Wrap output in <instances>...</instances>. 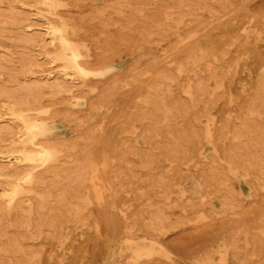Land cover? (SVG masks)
<instances>
[{
    "label": "rangeland",
    "instance_id": "374dc122",
    "mask_svg": "<svg viewBox=\"0 0 264 264\" xmlns=\"http://www.w3.org/2000/svg\"><path fill=\"white\" fill-rule=\"evenodd\" d=\"M0 115V264H264V0H0Z\"/></svg>",
    "mask_w": 264,
    "mask_h": 264
},
{
    "label": "bare ground",
    "instance_id": "6f19581e",
    "mask_svg": "<svg viewBox=\"0 0 264 264\" xmlns=\"http://www.w3.org/2000/svg\"><path fill=\"white\" fill-rule=\"evenodd\" d=\"M11 11V10H10ZM15 19V18H14ZM14 21V20H13ZM26 21V20H25ZM30 24V23H29ZM30 32V31H29ZM28 33V32H27ZM43 36L45 35V37H42L39 41L43 42L44 46H53L55 45L56 41H57V36L54 33V30L52 28H50L49 26H45L44 27V32ZM35 34V33H34ZM26 35V34H25ZM38 35V34H37ZM31 36V34H30ZM26 37V36H25ZM48 39V41H46ZM24 43V42H23ZM41 45V44H40ZM49 81V80H48ZM36 82V81H35ZM58 82V81H57ZM29 85V84H28ZM49 85V84H48ZM57 86V85H56ZM69 91V90H68ZM11 107V106H10ZM16 111V109H15ZM0 118L3 119L2 115H0ZM6 124V123H5ZM19 127V126H18ZM24 133H25V129H19L16 133H14L11 136V142H10V147L16 146L20 143V141L23 139L24 137ZM40 140V139H39ZM30 148L34 145H36V143H31L30 144ZM27 145L25 144H21L20 146L16 147L17 148V152L11 151L8 154H6L5 156H0L1 159H6L4 161H0V177L2 176H9V167L10 166H16L17 164H19V161L23 158H26L27 155L30 153L29 149L26 147ZM9 146L7 148H10ZM4 151V150H3ZM11 156V159H13V161H10L9 157ZM7 161V163H5ZM11 176V174H10ZM21 175L20 174H12V180L13 181H17L19 180ZM33 177V176H32ZM21 186V185H20ZM4 191V189H3ZM6 191V190H5ZM4 191V192H5ZM2 193L5 194V193ZM8 192V191H6ZM3 197V196H2ZM10 202V200H9ZM107 215V214H106ZM108 217V216H106Z\"/></svg>",
    "mask_w": 264,
    "mask_h": 264
}]
</instances>
